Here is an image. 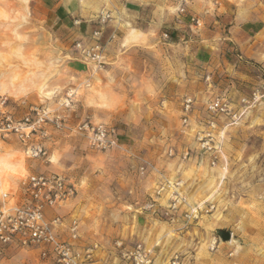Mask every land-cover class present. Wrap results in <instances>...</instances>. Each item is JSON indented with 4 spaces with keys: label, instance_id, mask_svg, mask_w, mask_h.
Wrapping results in <instances>:
<instances>
[{
    "label": "rangeland",
    "instance_id": "1",
    "mask_svg": "<svg viewBox=\"0 0 264 264\" xmlns=\"http://www.w3.org/2000/svg\"><path fill=\"white\" fill-rule=\"evenodd\" d=\"M40 2L41 0H0V98L5 99L3 104L0 103V194L10 193V184L6 180L9 174L17 178L26 175L24 172L12 170L10 168L12 162L38 158L43 160L48 156L49 147L45 142L51 133L48 132L46 125L51 126L52 133H59L63 127L56 128L52 122H48L43 126L46 129L45 136L37 133L31 136L27 144H40L45 147L47 154L44 157H30L25 152H11L23 147V143L14 133L3 129L4 119L19 121L38 109L46 111L48 119H64V123L69 119H74L75 122L89 121L90 118L85 117L86 105L97 99L103 103L97 106L102 110L115 104L119 105L121 95L126 96L125 106H120L107 114L104 110H98L97 116L91 121L114 127L116 146L107 151H97L88 145L84 136L79 135L75 144L81 155H76L66 145L64 156L60 158L63 162L58 163L56 159L52 160V163L48 162L54 165L49 170L69 178L76 184L77 194L79 182L87 180L91 171L93 175H98L95 179L105 182L107 179L111 181L116 172L123 169L128 175L126 181L131 183L138 178L144 179L152 171L149 168L141 172L139 168L142 164L148 163L163 171L158 158L164 160L177 157L179 163L186 161L181 159L180 153L184 149L193 150L195 147V130L191 131V129L203 127L206 121L212 118L223 130L227 170L221 172L219 169L211 168L208 163L207 165L198 163L194 168L188 166L184 172L178 169L173 171L172 175L177 178L182 177L179 179L182 181L180 189L186 193L190 203L205 198L216 201L219 207L213 214L216 219L229 208L238 195V187L248 188L252 182L264 179V119H255V116L259 117L260 111L250 112L236 125H230L222 116H212L206 110V99L209 95L218 93V90L213 91L215 85L212 83V87H208L205 82V76L210 75L212 78V72H207L206 67L192 61L193 69L190 75L192 78H187L186 83L180 82L179 79L184 78L186 54L182 47L183 43L177 37L168 45L169 29H161L156 49L148 46H132L126 51V58H121L113 64L105 63L100 69L94 70L92 65L82 60L75 48V44L80 42L75 30L54 20L53 15H48ZM46 16L48 19H45ZM132 32L135 35V32ZM164 33L167 37L163 36ZM117 46L118 44L114 43L108 51H118ZM158 46L163 48L159 49ZM74 58L81 59L85 67V76L81 78L75 72L77 68L71 65ZM108 67L116 69V75L110 79V84L113 86L100 88L99 84L91 81L92 75ZM170 70L175 72V80H177H174L175 95L172 99H169V95L163 91L154 93L152 90L154 86L160 88L166 83ZM143 71L145 76H142ZM144 78L147 80L146 83ZM86 82H89V86L85 85ZM202 82L204 85L201 84ZM153 95L157 99H169L173 102L170 104L172 109H169L170 106L165 103L162 106L165 113L155 109L158 102L157 99L153 102L155 100ZM184 95H189L195 100L191 125L188 129L190 131L187 130L185 133L182 132L180 122V103ZM230 96L232 101H236L239 95L234 93V96ZM82 99L85 104H81ZM150 103L155 105L146 108L145 106ZM121 145L124 146L123 150L128 157L127 162L116 158ZM169 147L175 150L174 156L167 155L166 150ZM33 172L51 173L40 169L39 166L36 168L34 166ZM207 192L209 195L202 198L201 194ZM197 193L198 200H191L190 198ZM65 206L55 209V211L60 209L55 215L63 217L64 222L68 223L71 218H68L69 214ZM137 207L138 205L123 207L122 211L113 214L110 204H90L86 212V223L91 224V228L80 235L77 244L81 247H90L96 243L97 248L94 251L100 250V257L106 264H124L120 248L115 245L116 241H121L127 247L138 241L153 247L158 263H166L171 255L178 253L186 256V260H190V263L186 264H195L193 247H187L186 244L178 246L181 236L176 237L165 225H159L154 233L148 235L137 234L136 230L141 227L138 218L144 214L135 211ZM93 209L96 211L93 213L94 219H90V211ZM120 213L127 216L122 223L128 224L133 229L128 235L121 234L120 229L112 230L121 224ZM92 226L96 227L94 232ZM187 226L194 237L192 242H197L199 237L201 242L206 240L208 226L206 228L199 223H191ZM192 227L195 229L192 230ZM89 232L93 236H90ZM186 237L189 240L190 234ZM21 261L22 259L19 258L18 262Z\"/></svg>",
    "mask_w": 264,
    "mask_h": 264
},
{
    "label": "crops",
    "instance_id": "2",
    "mask_svg": "<svg viewBox=\"0 0 264 264\" xmlns=\"http://www.w3.org/2000/svg\"><path fill=\"white\" fill-rule=\"evenodd\" d=\"M40 3L48 15H53L54 20L60 22L61 25L72 27L81 43L87 46L100 44L103 47L105 62L108 64L126 58V51L132 46H148L156 49L163 28L169 29L167 31L170 40L168 45L171 43L169 32L183 43L186 67L183 71L184 78L179 79L180 82L186 83L187 78H192V76L190 77L193 69L192 61L206 67L207 72H212L211 80L215 85L213 91L215 89L218 92L225 91L232 96L234 93L238 95L249 93L255 86H259L264 79V0H41ZM180 8H183L184 11L180 12ZM102 10L110 11L112 19L103 25H99L96 15ZM45 19H48L47 16ZM195 20L199 21L197 25ZM96 30L100 31L98 36L93 35ZM132 31L135 32V35ZM114 43L118 44V51H108V48ZM158 47L159 49L163 48V46ZM239 56L241 58H238ZM170 59L173 60L172 57ZM71 63L73 67L77 68L72 73L77 72L80 78L85 76V67L82 65L81 59L74 58ZM115 72V67L98 70L92 75L91 81L94 84H99L100 88H111L113 84H110V79L116 75ZM144 73L143 71L142 76H145ZM168 74V82L166 81L168 85L165 86V83L160 88L152 86V90L154 93L155 91L157 93L163 91L169 95V99H172L175 95V72L170 70ZM144 81L147 82L146 78ZM201 84L204 85L203 82ZM121 96L119 105L106 107L108 109L103 108L104 113L107 114L120 106H125L126 96ZM181 98L183 99V97ZM153 99L155 102L157 97L153 95ZM169 99L161 100L158 98L156 101L158 103L154 108L165 113L163 104L170 106L173 103ZM145 100L147 101V99ZM81 104H85L83 99ZM101 104L103 105L94 99L93 103L86 105L88 109H84L85 117H89L90 122L97 116L98 110L102 111L97 107ZM153 104H147L145 107L148 108ZM169 109H172L171 106ZM255 111H260L259 117L255 116V119H264V108ZM81 122L69 119L64 123L59 133H52L51 126L46 125L48 132L51 133L45 142L49 147L48 156L43 160H38V158L12 162L10 167L12 170L26 173L20 178L13 174L6 177L10 184V194L13 195L14 200L22 195L21 183L23 179L28 175L36 174L33 172L34 166L35 168L39 166L40 169L47 172H55L49 170L54 165L48 164V162L52 163V160L55 159L58 163L63 162L60 158L64 156V151L67 149L66 145L76 155H81L75 144L79 135L73 130ZM200 128L201 126H198L191 131L195 130L196 132ZM22 146L17 151L11 150V152L24 153V145ZM119 148L117 160L127 162L128 157L123 150L124 146L121 145ZM158 161L163 171L156 169L149 172L144 179L138 178L135 181L132 180L131 183L126 181L128 175L123 169L116 172V175L112 177L113 181L108 179L105 182L98 181L95 179L98 178V175H93V171L87 180L80 181L76 198L65 206L68 211L67 214H69L68 218L77 215V219L80 221V235L84 234L89 227L91 228V224L86 223V212H88L90 204H110L113 214L116 211H122L123 207L138 205L137 209L134 208L135 211L144 214L138 218L141 227L136 230V233L148 235L154 233L159 225H165L176 237L181 236L178 246L186 244L187 247H193L195 264H264V179L252 182L248 188L238 187V195L219 218L215 219L214 215L204 216L198 223L203 224L206 228L209 227L208 236L203 242L199 237L194 243L192 242L194 237L188 231V226L184 227L178 222L163 220L160 216L161 209L159 207L158 212L155 213L153 210L144 209L143 205L153 196L160 174L174 183L180 181L182 184V181L179 180L182 177L177 178L172 175L173 171L178 169L184 172L188 166L194 168L198 163L207 165V161L197 157L189 158L180 163L177 157L165 158L164 160L158 158ZM198 195V193L194 194L190 199L198 200ZM208 195V192L201 194L202 198ZM168 197L169 194L166 192L161 194L157 199L160 207L167 205ZM59 211L60 209L56 211L55 209H47L46 218H53ZM94 212H96L95 209L90 211V219H94ZM119 215L121 224L112 230L120 229L121 234L128 235L133 229L128 224L122 223L127 216L122 213ZM92 228V232H94L96 227L92 226ZM191 229L194 230L195 228L192 227ZM221 230L228 231L230 239L220 241L216 251H208L206 242L212 235L220 237ZM59 234L62 238H66V227H61ZM189 234L190 239L188 240L186 236ZM89 235L93 236L91 232ZM37 254V250L34 249L25 252L10 248L2 264H37ZM100 254V250L95 252L94 261L90 264H106L101 259ZM19 258L22 259L21 262H18Z\"/></svg>",
    "mask_w": 264,
    "mask_h": 264
},
{
    "label": "built area",
    "instance_id": "3",
    "mask_svg": "<svg viewBox=\"0 0 264 264\" xmlns=\"http://www.w3.org/2000/svg\"><path fill=\"white\" fill-rule=\"evenodd\" d=\"M180 12L184 9L180 8ZM112 19L110 11H99L96 20L103 25ZM198 24V20L194 21ZM99 30L93 35H99ZM167 37V34H163ZM75 48L82 60L92 65L94 70L100 69L106 62L100 44L86 46L80 42ZM238 58H241L240 56ZM263 78V77H262ZM87 81V80H86ZM208 87H212L210 75L205 76ZM89 86V82H86ZM5 99L0 98L3 104ZM195 100L191 96H185L181 102L180 122L182 132L190 129L191 115L194 111ZM264 108V79L259 86H255L248 94H240L236 101H232L227 92L222 91L211 94L206 99V110L212 115L225 118L230 125L238 124L250 112ZM3 129L14 133L17 139L23 143L24 152L30 157H44L47 154L45 147L40 144H27L34 134L45 136L43 128L48 122H52L56 128H61L64 119H48L44 110H34V113L25 115L19 121L4 119ZM78 135L84 136L88 145L97 151H107L117 145L116 129L104 123H92L84 121L73 128ZM195 147L193 150L184 149L180 153L182 160L191 157L203 158L211 168L226 172L227 163L224 155L223 130L212 118L194 133ZM168 156H174L175 150L169 147ZM156 168L148 163L140 166V171ZM180 181L172 182L166 176L161 175L153 196L143 205L146 210L157 213L161 209L160 216L169 222H178L184 227L188 224H197L204 216L213 215L218 211V204L208 198L195 203H190L188 196L180 189ZM22 195L16 200L10 193L0 194V264L10 248L21 251L37 250V264H90L94 261V250L97 244L90 247H81L77 244L80 238L79 220L71 218L68 223L64 218L56 215L51 219L46 218L47 209L64 207L68 201L77 195V186L69 178L58 173L31 174L25 177L21 183ZM163 192L169 194L166 206H159L157 199ZM61 227H66L67 237L59 234ZM221 239L212 235L206 242L208 251H216ZM120 248L121 259L124 264H162L155 259L154 248L146 246L143 242H136L131 247L116 241ZM186 256L175 253L163 264H186Z\"/></svg>",
    "mask_w": 264,
    "mask_h": 264
},
{
    "label": "water",
    "instance_id": "4",
    "mask_svg": "<svg viewBox=\"0 0 264 264\" xmlns=\"http://www.w3.org/2000/svg\"><path fill=\"white\" fill-rule=\"evenodd\" d=\"M220 239L221 241H228L230 239V233L226 230L220 231Z\"/></svg>",
    "mask_w": 264,
    "mask_h": 264
},
{
    "label": "trees",
    "instance_id": "5",
    "mask_svg": "<svg viewBox=\"0 0 264 264\" xmlns=\"http://www.w3.org/2000/svg\"><path fill=\"white\" fill-rule=\"evenodd\" d=\"M169 34H170V36H171V37H170L171 40L173 41V40L175 39V37H173L172 34H171L170 32H169Z\"/></svg>",
    "mask_w": 264,
    "mask_h": 264
}]
</instances>
